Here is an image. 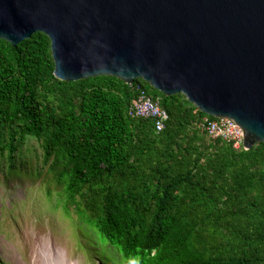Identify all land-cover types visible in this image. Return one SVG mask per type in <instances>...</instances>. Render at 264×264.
Here are the masks:
<instances>
[{"label": "trees", "instance_id": "1", "mask_svg": "<svg viewBox=\"0 0 264 264\" xmlns=\"http://www.w3.org/2000/svg\"><path fill=\"white\" fill-rule=\"evenodd\" d=\"M54 70L46 35L16 47L0 39L7 180L40 184L126 262L264 264L263 143L236 151L209 139L197 128L206 114L141 79L66 82ZM137 86L169 114L159 134L154 120L129 115ZM30 139L41 149L39 161L18 158Z\"/></svg>", "mask_w": 264, "mask_h": 264}, {"label": "water", "instance_id": "2", "mask_svg": "<svg viewBox=\"0 0 264 264\" xmlns=\"http://www.w3.org/2000/svg\"><path fill=\"white\" fill-rule=\"evenodd\" d=\"M36 33L58 80L141 79L264 144V0H0L1 40Z\"/></svg>", "mask_w": 264, "mask_h": 264}, {"label": "rangeland", "instance_id": "3", "mask_svg": "<svg viewBox=\"0 0 264 264\" xmlns=\"http://www.w3.org/2000/svg\"><path fill=\"white\" fill-rule=\"evenodd\" d=\"M22 151L24 155L18 158L23 161L41 159V149L33 139ZM0 165V264H59L61 255L53 251L57 247L68 254L69 264L94 263L87 255L98 252L95 241L91 233L88 237L85 230L80 231L82 223L75 210L65 213L56 197H48L40 184L21 178L7 180V165ZM100 252L112 256L107 248Z\"/></svg>", "mask_w": 264, "mask_h": 264}, {"label": "built area", "instance_id": "4", "mask_svg": "<svg viewBox=\"0 0 264 264\" xmlns=\"http://www.w3.org/2000/svg\"><path fill=\"white\" fill-rule=\"evenodd\" d=\"M136 95L129 109L132 118L154 120L157 134L165 130L170 117L168 112L160 105L159 100H154L141 86H137ZM197 128L205 133L211 140L222 139L232 145L236 151L247 150L244 147V130L231 118L204 117Z\"/></svg>", "mask_w": 264, "mask_h": 264}, {"label": "clouds", "instance_id": "5", "mask_svg": "<svg viewBox=\"0 0 264 264\" xmlns=\"http://www.w3.org/2000/svg\"><path fill=\"white\" fill-rule=\"evenodd\" d=\"M20 178L22 179L23 177L20 176ZM66 213V212H65ZM85 226V227H84ZM83 229H80L81 232H84V230L87 233V236L89 237V233L87 232V226L86 224H82ZM87 242L89 243V238H87ZM95 248L98 250V252H93V254L96 255H92V254H88L87 257H93L94 258V263L92 264H135V262L129 260V261H125L123 255L121 254V252L114 248L111 244L109 243H105V245H103V243L101 241L99 242H95L94 243ZM102 248H107L112 256H106L101 254V249ZM67 251H69L70 249L68 247H66ZM57 251L59 253L58 250H61V253H59L61 255V260L59 262V264H63V260H65L67 263L69 262V258H68V254L67 253H63L62 249H59L58 247L53 249V251ZM155 254V252H153V255ZM157 254V253H156ZM156 254L154 255V257L156 256ZM99 259L101 262H99ZM86 260H88L89 263V258H86ZM69 264V263H68Z\"/></svg>", "mask_w": 264, "mask_h": 264}, {"label": "bare ground", "instance_id": "6", "mask_svg": "<svg viewBox=\"0 0 264 264\" xmlns=\"http://www.w3.org/2000/svg\"><path fill=\"white\" fill-rule=\"evenodd\" d=\"M61 253V250H58ZM63 264H68L65 260H63Z\"/></svg>", "mask_w": 264, "mask_h": 264}]
</instances>
